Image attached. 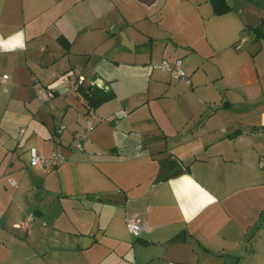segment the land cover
I'll return each instance as SVG.
<instances>
[{
  "label": "crops",
  "instance_id": "1",
  "mask_svg": "<svg viewBox=\"0 0 264 264\" xmlns=\"http://www.w3.org/2000/svg\"><path fill=\"white\" fill-rule=\"evenodd\" d=\"M225 1L0 0L3 118L30 126L0 145V264H264V38L241 14L264 0ZM79 75L114 97L88 110ZM30 147L63 158L34 185Z\"/></svg>",
  "mask_w": 264,
  "mask_h": 264
},
{
  "label": "built area",
  "instance_id": "2",
  "mask_svg": "<svg viewBox=\"0 0 264 264\" xmlns=\"http://www.w3.org/2000/svg\"><path fill=\"white\" fill-rule=\"evenodd\" d=\"M244 41L243 38L240 39V42ZM238 44L237 46H239ZM157 67L163 71H167L176 78L187 80V76L182 68V61L180 58H176L173 61H169L168 59H161V61L157 64ZM7 75H3V78H6ZM84 80V77L82 75L78 76V84H80ZM76 89V87H75ZM51 94L48 93H40V97L43 100H47ZM76 147L81 149L82 145L79 140L74 142ZM29 153V166L30 167H39L42 169H51L56 167L61 163L63 160L60 152L54 153L51 157H43L36 147H30L28 149ZM264 167V161L262 163ZM125 225L127 230L130 234L137 236L139 234V231L141 229L140 223L137 221V219L133 216H126L125 217ZM27 226V222L21 224V227L25 228Z\"/></svg>",
  "mask_w": 264,
  "mask_h": 264
},
{
  "label": "rangeland",
  "instance_id": "3",
  "mask_svg": "<svg viewBox=\"0 0 264 264\" xmlns=\"http://www.w3.org/2000/svg\"><path fill=\"white\" fill-rule=\"evenodd\" d=\"M5 100H6V98H5V95H4L3 100H2V102L0 104V106L2 107V108L0 107V145H2V144L5 143V139L6 140L8 139L6 141V144L5 145L6 146L7 145L9 146V145H12V143H17V141H18L17 140V137L19 135L18 134V127L19 126L26 128L28 131H29V127L30 126L29 125H22V123L24 122L25 119L17 120L15 118H13V120H11L10 124L7 125L9 123V121L7 122L6 118H3V112H2V111H4V105H5V102L4 101ZM13 101L14 102H13V108H12L13 110L12 111H14V113L16 112V114L18 116H20L21 118L23 116H26L27 115V110H26V108H25V106L23 104V98L21 96H16L15 98H13ZM58 105H60V104L57 103V102L56 103L51 102L49 104L50 108L51 107L52 108L54 107V109H56ZM6 126L10 128L9 129L10 132H5V131H7V129L5 128ZM1 129H5V131H3ZM33 136H35V135L33 134L31 136V138H33ZM3 156L4 155L0 151V161L3 160L2 166L3 165H6L5 164L6 160H5V158ZM18 160L20 161L19 158H18ZM31 168H38V167H27V168L24 169V173H25V175L27 177H29L30 184L31 185H34V181L32 180V176H31V172H30ZM10 177H11V180L12 181L15 180L17 183H19V181H20V179H19V177H20L19 173L14 172V173H12L10 175ZM7 187H8V185H7ZM9 190H10V187H8V191Z\"/></svg>",
  "mask_w": 264,
  "mask_h": 264
},
{
  "label": "trees",
  "instance_id": "4",
  "mask_svg": "<svg viewBox=\"0 0 264 264\" xmlns=\"http://www.w3.org/2000/svg\"><path fill=\"white\" fill-rule=\"evenodd\" d=\"M213 12L215 14H222L230 10V6L226 3L225 0H209ZM252 31L255 34V39L259 40L264 38V18L261 19V22L256 27L252 28ZM64 40V39H63ZM61 39V42H63ZM77 95H80L85 99L87 109H94L101 103L110 100L114 97V94L111 90L104 88H99L97 86H82L78 84L75 89Z\"/></svg>",
  "mask_w": 264,
  "mask_h": 264
},
{
  "label": "water",
  "instance_id": "5",
  "mask_svg": "<svg viewBox=\"0 0 264 264\" xmlns=\"http://www.w3.org/2000/svg\"><path fill=\"white\" fill-rule=\"evenodd\" d=\"M241 14L244 17L246 24L251 28L256 27L261 22V18L252 12L242 11ZM95 79H96V76L93 77V80H95ZM105 197H107L108 199L119 201V202H121L123 200L122 196L107 195Z\"/></svg>",
  "mask_w": 264,
  "mask_h": 264
}]
</instances>
